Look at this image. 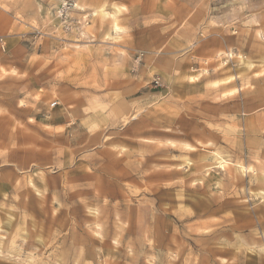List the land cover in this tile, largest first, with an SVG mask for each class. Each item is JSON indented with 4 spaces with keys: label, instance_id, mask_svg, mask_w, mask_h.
Listing matches in <instances>:
<instances>
[{
    "label": "rangeland",
    "instance_id": "374dc122",
    "mask_svg": "<svg viewBox=\"0 0 264 264\" xmlns=\"http://www.w3.org/2000/svg\"><path fill=\"white\" fill-rule=\"evenodd\" d=\"M263 127L264 0H0V264H264Z\"/></svg>",
    "mask_w": 264,
    "mask_h": 264
},
{
    "label": "bare ground",
    "instance_id": "6f19581e",
    "mask_svg": "<svg viewBox=\"0 0 264 264\" xmlns=\"http://www.w3.org/2000/svg\"><path fill=\"white\" fill-rule=\"evenodd\" d=\"M117 29V28H116ZM114 30V29H113ZM114 32V31H113ZM238 55V54H237ZM228 57H230L229 55H228ZM239 57V56H238ZM240 60H241V57H240ZM243 60V59H242ZM242 65V64H241ZM254 66V65H253ZM232 79V78H231ZM213 85V84H212ZM113 109V108H112ZM116 112V111H115ZM254 124V123H253ZM250 127V126H249ZM252 127V126H251ZM264 128V127H263ZM262 129V128H261ZM248 130H249V128H248ZM247 130V131H248ZM197 132H199V131H197ZM197 134V133H196ZM193 139V138H192ZM195 139V138H194ZM253 141V140H252ZM167 144V143H166ZM209 145V144H208ZM231 153V152H230ZM262 153V152H261ZM217 154V153H216ZM220 154V153H219ZM213 156H215V155H213ZM217 156V155H216ZM219 156V155H218ZM264 158V157H263ZM213 159V161H214V157L212 158ZM217 159V158H216ZM218 160V159H217ZM212 162V161H211ZM215 162V161H214ZM213 162V163H214ZM223 162V161H222ZM205 163V162H204ZM218 164H219V162H217ZM226 163V162H225ZM212 164V163H211ZM224 164V163H223ZM209 165V164H208ZM221 165V164H220ZM235 166V165H234ZM232 168V167H231ZM202 170V169H201ZM244 170H246V168L244 169V167L243 166H236L235 168H233V169H231V171H230V173H231V175L236 179V176L237 175H239L240 176V178H241V174L243 175L244 173ZM243 180V179H242ZM241 180V181H242ZM260 180H261V182L264 184V177H262V178H260ZM239 181V180H238ZM227 182V181H226ZM237 183V182H236ZM243 183V182H242ZM230 186V185H229ZM2 206V205H1ZM188 210V209H187ZM93 217V216H92ZM261 220V219H260ZM99 222V221H98ZM127 224V223H126ZM93 235H95V233L93 234ZM96 237H98V236H96ZM218 242V241H217ZM223 242V241H222ZM1 244V243H0ZM234 244V243H233ZM8 245L9 244H4V246L5 247H3L4 249L6 248V247H8ZM226 245V244H225ZM228 245V244H227ZM229 246H230V244H229ZM228 246V247H229ZM227 247V248H228ZM232 248V247H231ZM229 249V248H228ZM20 253V252H19ZM17 254V253H16ZM11 256V255H10ZM4 259V258H3ZM53 259V258H52ZM12 260V259H11ZM10 260V261H11ZM51 260V259H50ZM0 261H2V259L0 260ZM4 261V260H3ZM52 261V260H51ZM6 262H7V260H6ZM9 262V261H8ZM13 262V261H12ZM49 262V261H48ZM13 263H15V262H13ZM43 262H41V264H42ZM2 264V263H1ZM16 264V263H15Z\"/></svg>",
    "mask_w": 264,
    "mask_h": 264
},
{
    "label": "crops",
    "instance_id": "0c3cea01",
    "mask_svg": "<svg viewBox=\"0 0 264 264\" xmlns=\"http://www.w3.org/2000/svg\"><path fill=\"white\" fill-rule=\"evenodd\" d=\"M68 126H56L53 129L52 132V138L55 139V141L57 142V144L59 145H66L67 144V136H68Z\"/></svg>",
    "mask_w": 264,
    "mask_h": 264
}]
</instances>
